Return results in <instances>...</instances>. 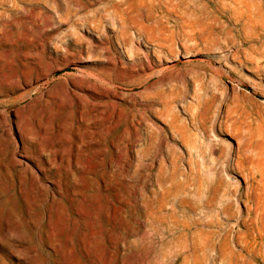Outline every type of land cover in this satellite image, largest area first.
I'll return each mask as SVG.
<instances>
[{
    "label": "rangeland",
    "instance_id": "rangeland-1",
    "mask_svg": "<svg viewBox=\"0 0 264 264\" xmlns=\"http://www.w3.org/2000/svg\"><path fill=\"white\" fill-rule=\"evenodd\" d=\"M85 90L102 104L107 188L82 199L91 213L76 222L53 210L32 233L5 236L19 206L2 197L0 264H191L196 221L212 218L191 210L212 198L236 212L213 231L244 230L239 167L264 168V0H0V164L14 123H70ZM126 127L128 177L122 153H109ZM252 250L250 264H264Z\"/></svg>",
    "mask_w": 264,
    "mask_h": 264
},
{
    "label": "bare ground",
    "instance_id": "bare-ground-1",
    "mask_svg": "<svg viewBox=\"0 0 264 264\" xmlns=\"http://www.w3.org/2000/svg\"><path fill=\"white\" fill-rule=\"evenodd\" d=\"M47 75L48 72H43L28 82L43 79ZM8 90L9 88L5 91ZM82 93L84 98L81 99L88 97L92 102L87 104L88 99L85 102L79 100L75 118L70 123L64 121L62 125L54 124L51 131L48 128L50 122L45 126L39 118L27 120L23 129L16 123L13 129H9L8 132H13L15 145L10 146V150L6 152L7 164H0V204L3 202L2 197L11 194L17 199L19 213L11 211L8 214L3 224L4 232H1L4 236L22 230L32 233L40 222L50 219L53 210L56 215H63L76 222L79 217L91 213L89 208L82 205V199L94 187L100 192L106 190L107 178L113 172V165L105 157L107 143L100 137L101 128H105L103 110L100 108L102 104H99L96 94L88 90ZM80 97L82 96L78 99ZM109 104L113 106L111 102ZM127 130L128 127L121 145L111 143L109 149V153H122L120 167L125 177H128L130 170V140ZM253 170L243 164L239 167L245 193L235 200L245 210L244 216H238L237 220V223L244 226V230L233 235L228 232L221 235L220 229L214 232L212 228L220 225V220L234 218L236 212L232 208L230 197L208 200L202 207L191 210L194 216L199 210L202 215L212 213V218L207 221L198 218L196 221L201 227L194 230L193 246L184 257L185 261L190 259L191 264H200L203 259L198 254L199 251L203 254L212 253L213 260L218 259L220 263L228 259L229 264H240L239 261L245 260L250 264L253 261L252 248L264 255V168ZM14 237L17 244L31 243L29 238L23 240L19 235ZM228 238L241 244L247 255L232 253ZM19 251L20 246L14 245L13 256Z\"/></svg>",
    "mask_w": 264,
    "mask_h": 264
}]
</instances>
